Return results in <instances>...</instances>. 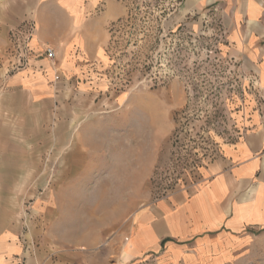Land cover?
I'll use <instances>...</instances> for the list:
<instances>
[{
  "label": "rangeland",
  "instance_id": "obj_1",
  "mask_svg": "<svg viewBox=\"0 0 264 264\" xmlns=\"http://www.w3.org/2000/svg\"><path fill=\"white\" fill-rule=\"evenodd\" d=\"M40 5L0 0V242L23 264H122L140 207L190 196L253 115L264 127V69L227 52L214 2L101 0L99 58L72 80L33 46ZM33 59L54 72L42 100L9 85ZM237 237L215 264H264V229Z\"/></svg>",
  "mask_w": 264,
  "mask_h": 264
},
{
  "label": "crops",
  "instance_id": "obj_2",
  "mask_svg": "<svg viewBox=\"0 0 264 264\" xmlns=\"http://www.w3.org/2000/svg\"><path fill=\"white\" fill-rule=\"evenodd\" d=\"M64 1L41 0L33 46L38 52L53 47L64 76L73 80L99 58L90 29L101 0H81L76 8ZM209 2L218 5L229 29L227 52L264 69V0ZM53 79L50 61L33 59L9 85L42 100ZM83 131L87 137L100 132L94 121H87ZM203 175L206 182L190 196L181 192L134 213L129 260L122 257V264H215L223 245L237 244L233 237L247 228L264 229V127L256 115L245 136L224 144ZM20 252L11 237L3 239L0 264H23L17 258Z\"/></svg>",
  "mask_w": 264,
  "mask_h": 264
},
{
  "label": "built area",
  "instance_id": "obj_3",
  "mask_svg": "<svg viewBox=\"0 0 264 264\" xmlns=\"http://www.w3.org/2000/svg\"><path fill=\"white\" fill-rule=\"evenodd\" d=\"M46 55L51 62L56 64V58H57L56 53L52 49H50V48L46 49Z\"/></svg>",
  "mask_w": 264,
  "mask_h": 264
}]
</instances>
